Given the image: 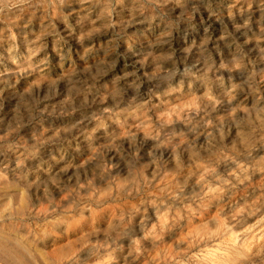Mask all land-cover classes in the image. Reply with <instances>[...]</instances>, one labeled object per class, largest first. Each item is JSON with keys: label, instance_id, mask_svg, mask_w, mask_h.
I'll return each mask as SVG.
<instances>
[{"label": "rangeland", "instance_id": "374dc122", "mask_svg": "<svg viewBox=\"0 0 264 264\" xmlns=\"http://www.w3.org/2000/svg\"><path fill=\"white\" fill-rule=\"evenodd\" d=\"M6 2L17 7L5 13ZM51 2L0 0V136L8 133L0 173L11 177L0 184V205L22 188L33 207L82 214L57 240L83 237L79 264H160L157 251L179 250L189 228L230 231L250 241L238 264H264V173L244 170L264 167V148L249 144V155L235 138L247 130L241 109L264 115V0H54V17ZM37 48L45 50L30 60ZM29 64L34 70L22 72ZM125 131L128 139H116ZM113 140L139 156L111 172L99 159L70 166L91 148L106 154ZM201 203L215 217L203 211L189 225L187 205Z\"/></svg>", "mask_w": 264, "mask_h": 264}, {"label": "clouds", "instance_id": "9594fccd", "mask_svg": "<svg viewBox=\"0 0 264 264\" xmlns=\"http://www.w3.org/2000/svg\"><path fill=\"white\" fill-rule=\"evenodd\" d=\"M52 15L56 14L55 2L52 0ZM17 5L12 3H4L3 10L5 13L12 11ZM47 10V8H46ZM19 17L16 18L18 20ZM16 21H13L15 23ZM11 32V38L15 41L16 35ZM39 40V37L37 38ZM45 49L37 48L33 52V59L38 56L41 51ZM55 51V48H53ZM59 55V52H56ZM15 64V61H13ZM44 61H40L43 64ZM37 64L35 67L40 68V71H44ZM34 70L33 66L29 64L28 68L22 69V72ZM115 79H123V77H116ZM239 85H233L229 92L230 101L236 99L231 93L235 92ZM207 95V94H206ZM67 99V97H65ZM106 97L104 102H106ZM208 99H213V97L208 96ZM57 101L63 103L57 97ZM218 103V102H217ZM190 107L198 108V105H190ZM10 111L15 114L16 107L13 106ZM108 111V109H105ZM248 115L247 120V130L243 128H237L235 133V138L239 140L241 148L245 152L249 151V144H259L264 148V115L257 114L255 119L252 118L251 114L248 113L247 108L241 109ZM264 111V110H262ZM235 110H233V114ZM134 114V113H133ZM179 118V113H175ZM168 116V122H171L172 114H165ZM119 123V121H117ZM103 127V125H102ZM138 128L141 125H137ZM151 125H146L145 128H150ZM210 127V125H209ZM145 130V129H142ZM8 133L4 136H0V140L7 137ZM135 136V133L132 134ZM157 135H159L157 133ZM212 132H208V136L212 137ZM221 136L223 133L221 132ZM129 133L127 131L123 132L120 137L116 139L124 140L128 139ZM183 143V141H182ZM109 151L105 153H99L97 148H91L90 153L84 155L80 159L78 164L70 165L71 167L85 169L89 165H94L99 159L103 163V169L105 172L113 171L119 164L120 160L125 159L126 155H130L132 159L139 156L137 151L133 150V146L130 143L127 149L124 145L117 144L113 140L108 146ZM74 151L79 152V146H77ZM259 162L264 163V154L259 157ZM178 163V161H177ZM20 165L17 164V168ZM238 167L244 168V165H238ZM245 172H255L257 174L264 173V167L255 168L252 167L244 168ZM233 175H236L234 172ZM203 179V177H201ZM239 179V176H237ZM246 180H251V176L245 177ZM8 180L11 182V177L0 173V184ZM164 181H161L163 183ZM243 183V181H241ZM260 183L264 184V176H261ZM81 188L84 187L82 184ZM215 189H209L208 192L204 193V198L209 197V195L215 192ZM39 195V193H37ZM103 198V197H101ZM62 199L67 200V196L62 197ZM257 203L264 206V194L257 197ZM59 207V205H57ZM72 205L69 204L67 208L64 209L66 213L72 211ZM87 211L90 212L91 216L94 218L96 216L95 210L88 208ZM186 211L188 213V224L191 225L197 219L203 218V211L211 212L212 216L215 217L216 212L206 208L205 204H197L195 208L192 205H187ZM56 209L53 208L49 210V206L41 205L39 207H33L29 202V195L24 189H20L15 195L9 196L7 201L0 205V264H79L76 257L88 247L85 243L80 247L76 245L80 244V240L83 237L77 239H69L64 244H57V240L60 239V234L58 229L62 226L67 225L68 228H72L73 225H79L85 217L81 214L79 219L73 218L71 215L65 216H55ZM167 216V214H165ZM55 217V218H53ZM177 217L183 220L177 213ZM227 219V218H226ZM251 219V217H249ZM167 219L161 224V231H163L164 226L168 224ZM261 224L264 225V219L261 220ZM229 228H235L234 223H229ZM156 225H153L151 231H155ZM241 235H244L243 229H241ZM260 240L264 241V227L260 229ZM160 237H158L159 239ZM137 248L136 253L139 256V241H136ZM176 244L180 245L179 250H176L171 245L166 248H162L157 251L156 256L153 257L154 260H158L161 257V252L164 253L163 260L160 264H238L239 260L243 257L246 252L250 251V241H233L231 238V232L227 230L212 229L209 233L201 234L195 231L194 228H189L186 232L178 237ZM211 249V251H209ZM131 255V253H129ZM102 264V262H98Z\"/></svg>", "mask_w": 264, "mask_h": 264}]
</instances>
